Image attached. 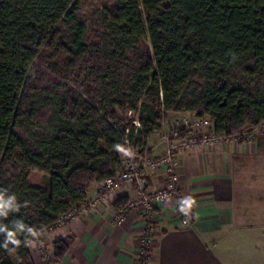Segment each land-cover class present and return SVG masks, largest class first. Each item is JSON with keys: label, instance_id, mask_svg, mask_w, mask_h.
I'll return each instance as SVG.
<instances>
[{"label": "trees", "instance_id": "1", "mask_svg": "<svg viewBox=\"0 0 264 264\" xmlns=\"http://www.w3.org/2000/svg\"><path fill=\"white\" fill-rule=\"evenodd\" d=\"M80 9L78 0H0V264H36L30 242L125 169L117 150L129 112L156 126L162 107L184 109L219 137L264 123V0H116L93 47ZM196 79L202 90L179 103ZM31 171L49 186L32 184ZM72 241L53 243L57 261Z\"/></svg>", "mask_w": 264, "mask_h": 264}, {"label": "crops", "instance_id": "2", "mask_svg": "<svg viewBox=\"0 0 264 264\" xmlns=\"http://www.w3.org/2000/svg\"><path fill=\"white\" fill-rule=\"evenodd\" d=\"M229 138L204 144L197 136L198 144L190 151L184 147L174 151L177 190L157 205L151 224L149 216L137 209L126 214L122 225L117 223L123 210L114 206L115 199L136 195L126 186L98 206L82 210L69 229L56 228L54 241L69 235L73 241L62 259L48 264H141L140 241L145 234L151 241L145 264H246L244 242L254 238L253 233L264 241V187L256 183L260 173L252 165L264 162V152L257 141ZM148 150L160 148L153 142ZM143 173L149 191L164 188V171L145 167ZM101 186L102 182L92 185L87 202L94 200ZM179 203L187 210L188 224L179 216ZM218 234L224 239L221 245ZM49 252L54 254L49 249L44 254ZM255 252L263 253L260 246ZM31 254L36 264H46V256Z\"/></svg>", "mask_w": 264, "mask_h": 264}, {"label": "rangeland", "instance_id": "3", "mask_svg": "<svg viewBox=\"0 0 264 264\" xmlns=\"http://www.w3.org/2000/svg\"><path fill=\"white\" fill-rule=\"evenodd\" d=\"M78 1L81 7L80 12H79V18L82 22H84L87 25L86 42L90 47H93L94 45H98L101 42V38L104 32L101 12L103 11L105 7H109V6L112 7L115 4L116 0H78ZM146 45H147V49H150L152 52L151 43L148 41ZM51 62L52 60L48 59L45 62L46 64H42V65L43 67L48 66ZM39 65L41 64L38 61L36 63V66L33 68V72H36L37 66ZM85 86H88V89H90V91L92 92V95L94 96L95 90L88 83H86ZM202 87L203 85L199 82L198 79L192 81L182 91L177 101L182 104L188 103L195 95H197L202 90ZM142 101L146 102L147 104L155 106L157 103V98L152 97L150 95H145ZM160 110L163 111L165 115H163V117L157 122L156 126H151V123H149L148 121H144V123H142L141 118L147 117V113H144L142 109L136 112L131 111L127 115L124 116L125 118L124 123L128 126L127 135L130 137L126 138V141L118 148L117 153L119 155L122 156L128 150L131 152L135 151V154L137 155L136 161L139 163L141 161L146 162L148 160L159 158L166 153L167 149L169 148V145H171L175 141V138L171 134L174 128V121L176 119L188 118L189 120H194L195 118H197L195 115L187 112L184 109L177 111V110H174V108L167 110L165 109V107H162ZM212 130L213 128L204 129L198 132L197 136L198 137L201 136L202 138L203 136H205L204 134L208 135V133H211V136H212ZM228 137H230L229 139L235 140L236 142H240L242 139L249 140V141H257L258 148L260 149L262 153L264 152V123L256 128H249L241 134H235V135L228 136ZM153 142L155 146L160 148L159 151L154 152V151L148 150V146ZM123 161L125 163V160ZM252 163L253 162L251 161L248 164L251 165ZM252 165L253 167H256V171L260 173V175L256 174L257 176L255 180L256 183L261 182L263 183V187H264V162L263 160L261 162L257 161L256 164H252ZM30 178H32V181L35 182V184L38 186H44V187L49 186L50 176L48 174H45L39 171H31L29 175V181H30ZM262 204L264 205V201L262 202ZM126 206H128V204ZM148 222L151 224L149 220ZM70 225L71 223L66 228L69 229ZM60 228H64V227H60ZM43 233L45 232H42L40 235H38L36 238L33 239V240H36L38 243L32 244V241H33L32 240L29 244V247H30L31 252L34 253V255L35 254L43 255L44 258L46 256V264H48V262L53 263L55 260H57L56 256L55 255L53 256L52 253L50 252L47 255L44 253L46 252V249L53 251L52 245L53 243L56 242V241H53V239H55V236H54L55 233L52 232L49 235L46 234L44 238L42 235ZM256 235H257L256 233L251 234V236H254V238L249 237V239L251 240L246 241V243L244 242L246 246L244 261L246 262V264H252L253 261H255L256 264L264 263L261 261V258H262L261 255L264 258V241L262 242V241H259V239H255ZM144 237H148V239H150V234H145ZM219 237H220V240L218 241L220 242L223 238L221 235L218 234V238ZM223 240L220 242L219 245L223 243ZM236 243L237 242L235 241L234 244ZM140 245H141V241H140ZM149 245L151 247V243H149ZM258 245L260 246L263 252L260 255L257 254L260 252H255L256 248L259 247ZM47 247H50V248H47ZM148 256L149 254L147 252L145 256L146 257L145 262L147 261ZM259 261H261L262 263Z\"/></svg>", "mask_w": 264, "mask_h": 264}, {"label": "built area", "instance_id": "4", "mask_svg": "<svg viewBox=\"0 0 264 264\" xmlns=\"http://www.w3.org/2000/svg\"><path fill=\"white\" fill-rule=\"evenodd\" d=\"M208 128H213L211 121L208 119H176L174 121L173 131L171 132L172 136L175 138V141L169 145L166 153L161 157L148 160L145 163L142 161L139 163L136 161L137 155L135 154V151H126L122 156L120 155L122 159L125 160V169L116 177L103 181L102 186L96 192V196L93 201L85 202L80 204L78 207H74L68 213L60 217L54 227L43 231L45 232L42 234L43 238L46 234L49 235L50 233L54 232V230L58 227H64L67 229L66 227L77 218L82 210L88 211L91 207L98 206L103 201H106L113 193H117L126 186H129L131 189L135 190L136 195L130 198L128 206H126V208L122 211V214L117 218V223L122 225L125 221L126 214L134 212L135 209L140 211V213H146L147 216H149L147 219L151 221L157 205L169 199L171 195L177 190L179 177L178 169L174 160V151L180 147H184L188 151L196 147L198 144L197 133ZM185 129L191 130V133L184 138H180L181 132ZM204 135L205 136H203L201 139L204 144L208 142H212L214 144L220 139L228 137L216 136L213 130L212 136L211 133ZM145 167H150L155 171L165 172L167 177L166 184L163 189L158 191H149L147 189V183L143 173V169ZM178 213L184 223H190V217L182 203L178 204ZM54 240L55 239H53V241ZM150 242L151 241L148 239V237H143L141 239L140 255L142 260L146 256V253H149ZM52 255L54 256L55 254ZM145 263V260L141 261V264Z\"/></svg>", "mask_w": 264, "mask_h": 264}, {"label": "clouds", "instance_id": "5", "mask_svg": "<svg viewBox=\"0 0 264 264\" xmlns=\"http://www.w3.org/2000/svg\"><path fill=\"white\" fill-rule=\"evenodd\" d=\"M12 199H15V197H12ZM5 205L3 203H0V207H4ZM18 243V241L16 242Z\"/></svg>", "mask_w": 264, "mask_h": 264}]
</instances>
